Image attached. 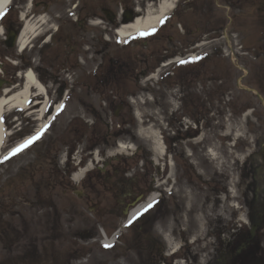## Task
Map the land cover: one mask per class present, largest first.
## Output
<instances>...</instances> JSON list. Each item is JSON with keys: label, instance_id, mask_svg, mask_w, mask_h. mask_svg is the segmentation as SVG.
<instances>
[{"label": "rangeland", "instance_id": "obj_1", "mask_svg": "<svg viewBox=\"0 0 264 264\" xmlns=\"http://www.w3.org/2000/svg\"><path fill=\"white\" fill-rule=\"evenodd\" d=\"M54 1L82 8L66 29L83 55L42 73L50 105H63L38 139L34 115L29 120L13 111L3 118L12 132L4 153L33 142L0 158V264H172L166 235L173 246L183 241L180 234L209 237L219 209L228 217L230 198L242 217L253 200L259 212L264 193L252 194V185L264 136V0H175L162 35L125 45L92 32L93 10L84 6L97 0ZM148 1L158 0L138 4ZM185 44L193 59L161 67L182 59L163 57ZM94 57L92 67L86 60ZM10 74L0 75V94L19 83ZM47 109L46 116L53 112ZM141 128L159 136L163 156L138 135ZM119 143L131 150L110 155ZM93 158L99 161L74 183L77 162ZM152 196L154 202L125 221ZM102 229L108 239L118 231L108 247L99 241ZM259 239L264 260V231ZM208 256L192 263L217 264Z\"/></svg>", "mask_w": 264, "mask_h": 264}, {"label": "flooded vegetation", "instance_id": "obj_2", "mask_svg": "<svg viewBox=\"0 0 264 264\" xmlns=\"http://www.w3.org/2000/svg\"><path fill=\"white\" fill-rule=\"evenodd\" d=\"M185 1L188 3L191 0ZM54 2V0H9V6L0 16V68L3 72L12 73L10 75L19 77L26 70H30L43 83L42 73L45 74L47 69L52 67L60 69L65 63H70L74 57L83 55L80 48L70 39L66 29L71 18L78 19L82 8L79 3H72L71 6L63 7ZM138 3L139 0L86 2L87 5L84 6V9L93 10L90 22L103 23L99 27L93 26L92 32L96 28L104 36H112L118 27L134 21L138 14ZM191 9L192 7L185 13ZM219 9L226 10L225 6H221ZM227 10L229 12L231 8L229 7ZM227 18L232 21L230 16ZM201 23L202 19L198 21L199 25ZM29 25L33 29L25 34L27 48L21 50L18 43L20 38L24 36V29ZM164 30L165 25L163 24L160 30L147 36V38L155 39L162 35ZM142 38L140 37L139 40L143 43L147 38ZM189 47V44H185V47H182L180 51L169 53L163 58L169 59V57L182 55L183 59H186ZM88 55L85 54L86 57ZM9 62L12 64L8 68ZM86 62L93 67L97 65L98 60L94 57L91 60H86ZM49 63L51 67L48 66ZM255 154L258 162L253 173L254 183L252 186L254 190L252 194L257 196L258 193H264V141L260 142ZM229 196L228 198H230ZM232 199L230 198L227 202L228 207L236 201V199ZM253 202L254 200L250 202V210L246 217L244 216L247 220V228L240 222L238 212L230 208L227 210L228 217H226V214L221 213L219 209V217L214 219L217 220L216 225H218L210 232L209 237L206 235L208 241H214L213 250L217 264H245L247 262H249L248 264H262L264 262L260 258L263 244L259 239L260 233L264 231V202L261 201L259 212L253 207ZM220 205L222 208L223 205ZM156 254L159 259L161 254L159 252Z\"/></svg>", "mask_w": 264, "mask_h": 264}, {"label": "bare ground", "instance_id": "obj_3", "mask_svg": "<svg viewBox=\"0 0 264 264\" xmlns=\"http://www.w3.org/2000/svg\"><path fill=\"white\" fill-rule=\"evenodd\" d=\"M9 0H0V14L2 11H4L6 9V6L8 5ZM176 5V1L175 0H159L155 5L154 4H147L146 6V10L142 13L139 14L136 18H135V22H132L131 24H125L124 26H121L117 29V39L120 43H124V41L130 37L136 36V34L138 33H145L147 34L148 32L150 33L153 30H157V27L160 25V23L166 19L167 15H169L171 12L174 11V9ZM141 16V17H140ZM32 26H27L24 29V36L20 38L18 46H20V49L24 50L25 48H27V43H26V38H25V34H28L31 30H32ZM174 61V60H173ZM175 61H179V60H175ZM164 67V66H162ZM22 78H23V82L21 84V87L19 88V90L15 89V88H10L9 89H4V92L1 93L0 96V122H2V118L4 117V115L10 114L11 112H13L14 110L17 109H27L28 105H29V100L30 97L32 95V92H34L36 95L35 97H37L38 99H42L43 102L39 105L38 110L37 111H33L30 115H34L36 116V120H40L43 115L47 112V107H48V101L47 98L45 97V90L46 88L42 87L41 85L38 84L37 82V78H35L34 74L32 72L26 71L24 72V74H22ZM152 78H156V75H152ZM59 105L54 106V111H57ZM61 109L59 108V111ZM58 111V112H59ZM57 112V113H58ZM137 116V115H136ZM44 125L41 124L38 127H43ZM12 132H9L7 129L5 130V125L3 123V125H0V157L3 155L4 152V148L7 145L6 141L8 136L11 134ZM138 135L140 137H144L146 139H148L149 141L152 142V147L154 148V153L155 155L161 157L163 156L165 147L163 146L162 141L160 140L159 136H157V134L153 131V130H145V129H140V131L138 132ZM131 149L127 148L126 145L119 143L117 145V150L115 151V153H110V155H114V154H126L127 152H129ZM207 155L212 159V160H216L217 155H215V153L213 152V150H208L207 151ZM154 163H158L157 162V157L156 156H152ZM93 162H89L88 165H86L84 170H80L78 171V173L74 174L72 176V181L74 183H78V181L91 169H93V165L95 161H99L97 160V158H94L92 160ZM171 165H169L170 170H172V168L170 167ZM156 198V196H152L148 199V204L154 202V199ZM146 205H142V206H138L137 209L133 210V213H131L128 216V221L132 220L134 216H136V214L140 213V211L145 207ZM243 222L245 221V218L241 217ZM199 227L202 228V222L201 220H199ZM118 234V233H117ZM117 234H113L114 236H117ZM165 241L169 244V247L171 250H177L176 246H173L170 238L166 235L165 237ZM113 242H110V240L105 237H103V243L104 244H111Z\"/></svg>", "mask_w": 264, "mask_h": 264}, {"label": "snow or ice", "instance_id": "obj_4", "mask_svg": "<svg viewBox=\"0 0 264 264\" xmlns=\"http://www.w3.org/2000/svg\"><path fill=\"white\" fill-rule=\"evenodd\" d=\"M39 136L40 134H37V136L34 139H38ZM32 142L33 140L25 141V143L21 145L16 151H22L25 147L29 146ZM13 154H15V151L13 152ZM105 247H108V246L106 245Z\"/></svg>", "mask_w": 264, "mask_h": 264}]
</instances>
